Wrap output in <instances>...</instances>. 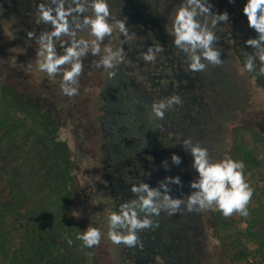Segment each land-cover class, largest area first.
Segmentation results:
<instances>
[{"label":"flooded vegetation","instance_id":"obj_1","mask_svg":"<svg viewBox=\"0 0 264 264\" xmlns=\"http://www.w3.org/2000/svg\"><path fill=\"white\" fill-rule=\"evenodd\" d=\"M3 1L6 9L12 5L16 12L11 21L19 30L22 48L32 41L28 31L38 36L41 31L51 30L48 25L35 23L36 6L45 0ZM108 3L112 16L126 19L129 30L127 38L117 30L105 39L114 50L122 48L125 52L115 77L109 79L102 67L97 68L100 57L89 53L83 58L79 95L69 98L60 91L61 78L38 71V57L31 53L33 50L23 52L17 58V103L30 109L20 110L30 115L33 108V116L43 118L47 109L56 137L64 123L84 125L81 143L91 152L93 172L100 173L103 180L98 206L95 204L89 213L97 217L94 224L117 264H230L225 246L223 249L220 243L225 217L215 209L189 212L182 206L172 215L161 211L150 217L152 227L138 231L140 243L135 247L115 245L107 238V217L122 203L135 198L131 193L133 184L141 181L156 188L165 177L178 176L182 188L170 184L169 195L183 198L193 191L190 182L198 178V173L192 167L190 152L182 146L185 139L200 143L213 162L228 158L232 149L223 141L225 124L244 111L247 95L246 81L241 78L239 84L238 77L223 65L202 61L207 64L206 70L188 71L185 54L175 48L169 34L174 10L182 0ZM157 45L163 51L156 54L155 63H146L141 54ZM56 47L62 55L63 49ZM8 55L9 71L13 58ZM225 57L221 54L220 59ZM172 95L180 96L182 104L174 105L163 120H158L152 114V104ZM6 104L14 107L12 102ZM173 154L181 158L179 165L172 163ZM164 161L167 169L162 166Z\"/></svg>","mask_w":264,"mask_h":264},{"label":"rangeland","instance_id":"obj_2","mask_svg":"<svg viewBox=\"0 0 264 264\" xmlns=\"http://www.w3.org/2000/svg\"><path fill=\"white\" fill-rule=\"evenodd\" d=\"M246 2L209 0L214 13L227 12L230 17L227 24L220 23L215 29L219 37L216 46L222 49V55H226L222 65L238 77L239 84L241 78L246 81L244 111H239L237 116L227 121V134L223 141L232 149L228 158L243 161L245 165V180L254 190L247 206L249 212L255 204L256 193L262 196L261 190L264 189L263 183L259 185L264 179V77L256 75V72L249 73L244 68L247 55L255 51L246 46L245 41L257 38L256 32L248 27L242 11ZM8 8L0 0V103H14L20 125H15L12 137L0 146L3 200L8 202L13 213L12 221L21 218L24 223L30 221L47 229L49 241L58 247L46 259L34 258L25 264H117L102 239L99 246L92 248L85 247L77 239L89 226L96 227L94 222L97 217L91 216L89 210L92 211L95 204L98 206L103 185L100 173L93 172L91 168L94 165L91 152L86 151L81 143L84 125L64 123L56 137L47 109L43 118L33 116V108V113L25 115L21 110L30 107L17 103V58L23 52L32 50L31 53L36 54L38 45L32 40L29 48L28 45L22 48L19 30L11 21L16 12L12 5ZM78 35L86 40L92 39L87 31ZM60 43L57 41L56 45ZM103 47L101 45L102 52ZM8 54L13 58V67L9 71L6 64ZM256 63L258 71V58ZM247 223L248 216L239 214L224 218L220 243L223 249L225 246L227 263L262 264L255 254V245L244 237ZM68 240L72 241L71 245Z\"/></svg>","mask_w":264,"mask_h":264},{"label":"clouds","instance_id":"obj_3","mask_svg":"<svg viewBox=\"0 0 264 264\" xmlns=\"http://www.w3.org/2000/svg\"><path fill=\"white\" fill-rule=\"evenodd\" d=\"M233 3L234 0H229ZM209 0H182L174 10L169 34L173 37V45L186 57L188 71L203 72L207 64L220 66L222 49L217 47L219 37L215 29L220 23L229 22V14L214 13ZM243 14L247 18L248 27L253 29L257 38H249L245 45L255 51L248 54L244 63L247 72H256L264 77V0H247L243 6ZM37 25L50 26L51 30L41 31L37 36L35 31H28L29 40H35L38 45L36 56L37 70L49 77L61 78L60 91L71 98L79 95V80L84 71L83 58L89 53L99 56L97 68H103L109 79L116 75L115 69L124 62L125 52L122 48H112L104 44L106 38H111L115 31L128 37L126 19H116L110 12L108 0H45L36 6ZM87 31L92 38L86 40L80 37V32ZM67 37L66 40L62 38ZM60 41L63 54L57 53L56 42ZM101 45L103 47V54ZM163 51L160 45L148 47L142 53L143 60L155 63L156 54ZM257 58L259 68L257 71ZM206 61V63L202 62ZM31 67V64L28 65ZM182 104L178 95H172L151 106L152 114L158 120H163L165 112L174 105ZM183 148L189 151L192 167L198 173V178L190 182L193 191L183 198H172L169 193L170 184L182 188L180 177H165L158 182V187L152 188L147 183L139 182L131 186L134 199L122 203L118 211L107 217V238L115 245L135 247L140 243L138 231L153 226L151 216H158L161 211L169 215L178 212L181 207L187 211L218 210L225 218L233 214L247 217L248 204L253 195V189L245 180L243 161L224 158L213 162L209 152L200 143L185 139ZM172 163L179 165L181 158L171 156ZM167 169V161L162 162ZM183 195V194H182ZM143 214V215H141ZM102 232L97 227L89 226L77 237L87 248L99 246ZM69 245L72 241L68 240Z\"/></svg>","mask_w":264,"mask_h":264},{"label":"trees","instance_id":"obj_4","mask_svg":"<svg viewBox=\"0 0 264 264\" xmlns=\"http://www.w3.org/2000/svg\"><path fill=\"white\" fill-rule=\"evenodd\" d=\"M18 124L20 120L16 118L13 105L1 102L0 146L12 137ZM261 184L264 186V179ZM2 186L0 179V264H25L34 258L46 259L58 248L49 241V232L30 221L24 223L21 218L12 221L13 213L8 202L3 200ZM261 192L262 196L256 193L255 204L249 210L244 237L255 245V254L264 264V189Z\"/></svg>","mask_w":264,"mask_h":264}]
</instances>
